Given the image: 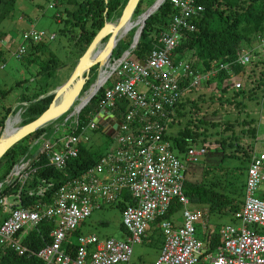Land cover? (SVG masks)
I'll list each match as a JSON object with an SVG mask.
<instances>
[{"label":"built area","instance_id":"1","mask_svg":"<svg viewBox=\"0 0 264 264\" xmlns=\"http://www.w3.org/2000/svg\"><path fill=\"white\" fill-rule=\"evenodd\" d=\"M169 2L175 11L145 57L128 51L109 60L114 66L85 119L79 121L81 110L73 114L72 107L61 122L63 115L52 122L58 126L55 130L66 125L68 132L54 138L53 131L48 136L50 123L34 141H42L40 153L48 155V163L58 171H64L78 156L82 140L89 142V131L106 135L110 148L84 171L67 178L49 203L24 207L19 205L18 194L0 197L2 210L7 211L0 221V256L11 249L17 255L35 256L43 264H132L133 244L141 242L156 224L163 243L153 264H264V233L252 229L264 225V199L258 196L264 182V151L250 153L242 201L233 212L238 224H221L217 229L220 243L209 252L208 210L197 209L184 193L188 164L205 155V148L189 147L181 159L166 135L168 123L176 116V104L191 89L206 86L217 90L216 77L221 72L227 74L221 88H242L244 70L234 72L233 67L245 66L253 55L264 54V34L246 48L237 47L233 60L195 68L192 58H177L175 51L184 35L196 30L204 6L199 0ZM45 36L30 25L22 31L15 55L22 58L26 43H41ZM34 157L26 154L17 164L19 173L14 179L20 177L21 185L29 178L27 168ZM119 201L125 202L121 212L124 238H99L81 231L73 235L94 210ZM173 203L181 208L180 222L167 215ZM42 222L50 225V242L38 249L23 244L24 237ZM198 228L201 237L196 234Z\"/></svg>","mask_w":264,"mask_h":264},{"label":"trees","instance_id":"2","mask_svg":"<svg viewBox=\"0 0 264 264\" xmlns=\"http://www.w3.org/2000/svg\"><path fill=\"white\" fill-rule=\"evenodd\" d=\"M15 1L16 0H0V23L7 17ZM126 1L127 0H81L79 2V9H83L85 12L84 18L88 16L91 19L88 27L89 29L85 31V35L83 36L81 33L77 38V41L83 40V44L81 45L83 50L89 45L97 31L106 22L107 18L113 14L119 17ZM154 1L155 0H139L134 10L135 18L152 5ZM199 2L204 6V10L201 16L196 20V30L184 35L175 51V57L177 58L186 56L192 58L193 67L195 68H200L202 66L206 67L210 62L233 60L237 47L244 44V46L251 45L257 35L264 34V0H199ZM174 11L175 8L170 4L169 0H165L150 16H148L138 42L131 50L133 55L141 58L147 55L154 47L157 35L166 29L169 18ZM132 22H134V24ZM140 25L138 19H133L131 21L130 26L126 28L127 34H125L127 38H121L112 50L111 57L113 59L118 58L129 48L134 30L139 28ZM124 28L125 27H123V29ZM152 31L154 32L152 33ZM82 32H84L83 24ZM151 33L154 37H152ZM39 46L40 45L35 43L30 44L29 48L37 49ZM30 59L31 58L28 56L24 57L25 64H28L27 62H29ZM51 68L45 71L39 70L36 73L45 72L46 74H51ZM245 69L246 67L240 65H234L233 67L234 72L240 70L245 71ZM250 70L253 72L254 68L252 67ZM108 72H110V65L106 63V66L104 64L100 69L99 81L105 77ZM96 74L97 65H94L91 67L88 78L85 80L84 88L94 80ZM226 75V73L221 72L216 77L218 82L217 88L220 90H225V88H221V82ZM247 76L250 77L251 75L247 74ZM259 77L256 78L258 81L256 85L252 84L247 90L243 89V87L233 90L231 98L226 97L222 99V95H219L216 103H218L220 107H223L224 104H232V107L236 104H241V101H235V99L232 98L243 96L252 99L255 97V88L260 86H262L264 95V67L259 71ZM253 81L255 80H252V82ZM19 82L21 81L18 80L17 83ZM192 90L193 89L181 98L175 107L176 120H178L177 118L185 119V117H187L183 122V126L178 130L177 135L174 136L177 140L176 146L179 151L182 150V145L185 142L189 140L194 142L199 136H205L207 131L206 126L201 127L205 122L202 119L205 116V110L201 109V104L198 102H191V104L186 107V102L189 101V93ZM11 91L12 87L0 90V100H3L5 94ZM102 91L103 87H101L81 109L79 121L85 119L86 115L95 107V102ZM53 96L54 93H49L47 86L40 85L34 91H28L26 89L16 96L18 104L14 108L12 104L15 101L13 103L1 105L0 134L3 131L5 119L10 113L15 114L17 110L20 109L21 124L29 123L48 108ZM213 102L214 101H211L209 103ZM218 107H216V109ZM216 109L214 108L211 113L214 114ZM72 112L75 113L76 108L73 107ZM191 113H197L193 119L189 117ZM17 119L18 116H12L9 121L10 124L15 123ZM173 120H175V118ZM210 125L216 128L219 126V123L213 122ZM45 131H47V127L38 128L22 140L16 142L2 155L0 158V181L4 182L0 187V197L18 194L19 205L24 207L34 203H49L52 201L55 191L67 178L76 176L78 173L84 171L87 167L95 163L104 152V150L99 152L91 144L85 142L80 143L78 156L68 162V166L64 171L54 169L48 163V155L40 153L32 159L27 168L29 178L22 185L19 181L20 177H17L10 183H6L5 179L12 167L23 155H30V150L28 149L29 144L25 143L26 140L31 139V141H33L39 138ZM52 132L53 130L49 129L47 135L50 136ZM201 140L205 143L206 138L203 137ZM237 140V137H233L228 145H231V147L234 146L237 151L242 153V157L247 158L249 162L252 146H244L239 141L237 142ZM215 145L216 146L213 147L214 149L217 151L222 149L223 151L227 142L222 139L216 141ZM205 146L207 148L211 147L210 145ZM221 156L222 159H224L228 156H236V154L233 152L227 154V152L223 151ZM222 168L225 167H219L218 173H213L212 170L214 168L210 169L206 167L203 171L204 176L200 181L186 179L184 182V193L189 198L191 204L195 206H207L209 213L233 215V212L238 209L242 201L245 180L239 176V171H241L239 170V166H234L231 171ZM210 172L213 173V175H209ZM208 175L209 177H207ZM124 200L131 203V200L126 195H124ZM116 205L119 207L120 211H122L125 202L119 201ZM177 208L178 205L173 203L167 215L172 214ZM49 227L50 225L47 222L40 223L37 230H31L24 237L23 244L36 249L44 246L46 243L50 242V237L48 235ZM218 227L207 236L210 239L209 252L214 251L220 243L217 231ZM149 230L150 234L157 233L158 236L162 238L158 240V246L161 247L163 235L160 229L154 224ZM79 232L80 230L78 229L73 235H77ZM0 264H43V262L35 256L17 255L15 251L7 249L0 256Z\"/></svg>","mask_w":264,"mask_h":264},{"label":"rangeland","instance_id":"3","mask_svg":"<svg viewBox=\"0 0 264 264\" xmlns=\"http://www.w3.org/2000/svg\"><path fill=\"white\" fill-rule=\"evenodd\" d=\"M80 1L81 0L15 1L7 17L0 23V90L12 87V91L6 93L3 100H0V109H2L1 105L13 103L15 101L12 104L14 108L18 104L16 96L23 90L27 89L28 91H34L38 86L45 85L49 92H54L55 89L68 80L78 59L88 46L87 45L83 50L81 46L83 40L77 41L81 33L83 36L85 35V31L89 29L88 27L91 21L88 16L84 18L85 12L83 9H79ZM51 3L52 6L49 7ZM117 18V15L113 14L107 18L106 22H114ZM132 18H135V13H133ZM132 23L134 24V22ZM82 24L84 25V32H82ZM30 25H33L37 30L44 31L46 33L45 40L38 43L40 46L37 49L29 48L30 43H26V51L23 57L19 58L15 55V51L21 41V33L23 30L28 29ZM153 32L154 31H152V33ZM126 34L123 35L122 39L127 38ZM152 37H154L153 34ZM107 38V35L104 36L100 44H105ZM244 45H242L243 48L249 46ZM27 56L30 57L32 61L30 59L29 62H27L28 64H25L24 57ZM111 61H114L112 57ZM106 63L112 64V62L109 61H106ZM113 66V64L110 66V71ZM244 67H246V69L243 73L241 82L243 89L247 90L252 84L256 85L258 83L256 78L259 77V71L264 67V54L253 55L251 62ZM252 67L254 68L253 72L250 70ZM50 68L52 71L51 74H46L45 72L36 73L39 70L45 71ZM109 73L110 72L105 75L104 80ZM247 74L251 76L248 77ZM18 80L21 82L17 83ZM252 80L255 81L252 82ZM92 82H94V80ZM91 83L86 88H84L83 85L81 91L82 95L74 102L75 105L79 103V100L88 90ZM232 91L233 89L231 87H226L225 90H213L206 86H199L189 93V101L186 102V107H188L191 102H198L201 104V109L205 110V116L202 118L205 122L201 127L206 126L207 131L205 136H199L194 142L190 140L185 142L182 145L181 151H179L176 146L177 140L174 136L177 135L178 130L183 126V122L187 117H185V119L177 118L178 121L175 116V120L170 121L166 127V135L171 142L172 150L179 158L184 159V152L189 147L199 148L204 146L205 148V155L200 156L197 162L188 164V172L186 173L188 180L200 181L204 176L203 171L206 167L210 169L214 168L212 172L218 173L219 167H225L222 169L231 171L236 165L239 166V170H241H238L239 176L245 180V169L248 167V159L242 157V153L237 151L234 146L231 147V145H228L233 137H237V142L239 141L244 146H252L251 152L256 150L264 151V95L262 86L255 88L254 98L248 99L243 96L234 97L232 99L241 101L242 103L236 104L233 107L232 104H224L223 107H220L218 103H216L217 97L222 95V99L226 97L231 98ZM211 101L214 102L209 103ZM216 107L218 108L216 109ZM214 108L216 112L212 114L211 111ZM196 114L197 113H191L189 117L193 119ZM9 116L19 117V114L10 113ZM65 116L66 115H63L58 120V123L61 122ZM20 120L21 118L19 117V121L15 123L14 128L22 125ZM213 122L219 123V126L214 128L210 125ZM50 126L52 130L55 131V134H53L54 138L61 137L68 132L66 125L65 128L60 125L58 130H55V128L58 127L57 124L51 123ZM29 134L25 135V137ZM87 134L90 136V140L89 142L82 140L83 143L85 142L93 145L99 152L110 148L109 139L106 135L98 131H89ZM203 137L206 138L205 143L201 140ZM222 139L227 142L223 151L227 152V154L233 152L236 156H228L222 159V149L217 151L213 148L216 146L215 142ZM35 140L31 141V139H27L25 142L29 144L28 149L30 150V156H36L40 153L39 148L42 146V141L34 143ZM205 145H210L211 147L207 148ZM213 173L210 172L209 175H213ZM209 175L207 177H209ZM258 196L264 199V182L259 187ZM9 201H11V197H9ZM196 207L202 212L208 210L207 206L204 205H196ZM6 213L7 211H3L0 206V218ZM207 214L205 221L207 229L210 231L216 230L221 224H238V221L234 219L233 215L209 212ZM170 218L174 219L176 222H180L181 208L178 207L173 211ZM121 220L122 216L119 207L116 204H107L102 208L94 210L92 214L78 224L77 227L81 232L94 233L99 238L113 237L122 239L125 233L121 227ZM252 229L258 233H264V225L253 226ZM199 231L200 229L198 228L196 234L198 237H201ZM149 234L150 230L143 236L141 242H135L133 244L131 254L132 264H153L158 258L160 254L158 240L162 238H160L157 233Z\"/></svg>","mask_w":264,"mask_h":264},{"label":"water","instance_id":"4","mask_svg":"<svg viewBox=\"0 0 264 264\" xmlns=\"http://www.w3.org/2000/svg\"><path fill=\"white\" fill-rule=\"evenodd\" d=\"M139 0H127L122 11L117 18V25L120 26L124 24L128 20L132 18L134 10L138 4ZM165 0H155L152 5H150L144 12H142L139 16L141 18V25L136 33L134 31L131 44L127 50L124 52L131 51L138 42L139 36L143 29L146 19L150 16ZM116 27V26H115ZM115 27L112 26L111 22H105L100 30L95 34L89 45L87 46L84 53L78 59L74 70L68 80L62 84L60 87L55 89L53 99L50 102L48 108L38 115L33 121L22 124L17 128L13 129L11 134H5L7 121L9 120V115L6 117L4 122L3 131L0 134V158L2 155L16 142L21 140L25 135L34 132L38 128L48 127V124L52 123L63 114H66L72 107L75 106L74 102L80 98L82 95V88L85 83V80L88 78L90 69L92 66L97 65V74L94 79V82L91 83L88 90L84 93L80 101L82 100L78 110L82 109L90 99L95 95L97 90L101 86V82H98V77L100 74V69L103 67L105 62L111 59V53L113 48L116 46L117 42L121 39V37L115 39L113 38V34L115 31ZM108 36L106 43L104 44V48L101 51H96L101 39L104 36ZM123 52V53H124ZM122 53V54H123ZM98 82V83H97ZM41 97V96H40ZM21 110H17V114L20 117ZM15 113V114H16ZM21 121V120H20ZM26 155V154H25ZM23 155L20 160L12 167L10 173L6 178L14 179L18 173L19 169H17V164H19L25 157ZM8 179V180H9ZM5 179V181H8ZM4 181H0V187Z\"/></svg>","mask_w":264,"mask_h":264},{"label":"bare ground","instance_id":"5","mask_svg":"<svg viewBox=\"0 0 264 264\" xmlns=\"http://www.w3.org/2000/svg\"><path fill=\"white\" fill-rule=\"evenodd\" d=\"M133 19H138V22H139V25H140V23H141V18H140V17L131 18L130 20H128V21L125 22L124 24H121L120 26L117 25V21L111 22V24H112L113 27L116 26V27H115L114 34H113L112 37L115 38V39H117V38H119V37H121V36L123 37V35H125V33H126V28L130 26V23H131V21H132ZM123 27H125V28L123 29ZM138 29H139V28H136L134 31H136V33H137ZM122 37H121V38H122ZM99 44H100V43H99ZM103 48H104V44H100V45H98L96 51H101ZM107 61H108V60H107ZM109 62H111V61H109ZM109 65L112 66V64H109ZM113 65H114V64H113ZM105 66H106V62H105ZM103 80H104V77H103L100 81H99V79H98V82H101V81H103ZM98 82H97V83H98ZM81 102H82V100H81V101L79 100V103L76 104V105L74 106V108H76V112H77V110H78V108H79ZM72 110H73V109H72ZM11 117H12V116H11ZM11 117H10L9 120L7 121V126H6V130H5V134H11V132H13V129H14L15 123H16L17 121H19V117H18V119L16 120L15 123L10 124L9 121H10Z\"/></svg>","mask_w":264,"mask_h":264},{"label":"crops","instance_id":"6","mask_svg":"<svg viewBox=\"0 0 264 264\" xmlns=\"http://www.w3.org/2000/svg\"><path fill=\"white\" fill-rule=\"evenodd\" d=\"M14 4H15V3H14ZM263 172H264V168H263ZM11 199H12V198H11ZM13 203L16 204L17 201H14V200H13ZM192 205H194V204H192ZM194 206H195V205H194ZM121 212H122V211H121ZM2 218H3V217H2ZM2 218H0V221H1Z\"/></svg>","mask_w":264,"mask_h":264},{"label":"clouds","instance_id":"7","mask_svg":"<svg viewBox=\"0 0 264 264\" xmlns=\"http://www.w3.org/2000/svg\"><path fill=\"white\" fill-rule=\"evenodd\" d=\"M36 44H38V43H36ZM60 118V117H59ZM57 120V119H56ZM54 122V121H53Z\"/></svg>","mask_w":264,"mask_h":264}]
</instances>
